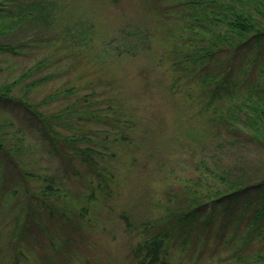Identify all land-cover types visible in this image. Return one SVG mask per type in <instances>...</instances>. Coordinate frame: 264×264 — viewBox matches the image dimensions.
Segmentation results:
<instances>
[{
    "label": "trees",
    "instance_id": "16d2710c",
    "mask_svg": "<svg viewBox=\"0 0 264 264\" xmlns=\"http://www.w3.org/2000/svg\"><path fill=\"white\" fill-rule=\"evenodd\" d=\"M121 1L105 0V3L118 5ZM130 1L138 6L142 2L141 8L155 31L150 30L147 39L144 37L137 41L134 38L133 46L137 45L134 49L121 41L104 44L101 50L113 58V61L123 60L125 57L134 59L138 53L150 51L147 44L144 45L147 40L163 39L160 57L166 58L168 67L164 66L171 73L165 86L166 93L172 100V88L180 82L186 86L187 95L194 100L195 110L188 117L180 114L176 118L178 121L183 120L189 133L200 137L199 141L202 139L200 142L205 144L200 145L204 156L193 162L197 173L191 177L181 176L175 184L173 181L168 183L169 187L160 190L166 203L163 215L159 218L151 216L135 224L130 215L120 212L123 229L128 241H131L132 263L169 264L164 249L176 229L181 230L178 235H182V241H200L201 246L206 241L203 235H193L191 232V240L185 233L193 229L195 221H199L204 235L211 232L219 234L223 230L232 234L235 231H232L231 225L246 216L254 233L248 234V240L245 238L243 243L246 245L249 240L255 243V257L264 264V160L262 157H247V153L254 147L264 150V0ZM45 2L0 0V34L14 31L26 24L49 25L53 7H48ZM65 29L67 32L62 41L68 46L74 44L70 51L77 48L73 55L76 58L84 57V63L87 64L85 71H92L94 76L84 81L81 79L83 73H78L75 85L68 86L60 93L74 91V87L82 85H85L86 88L83 89L87 92L74 91L70 103L54 109L46 108L48 100L45 98L28 103L29 88L36 87L45 79L31 78L35 64L13 80L0 85V105H12L31 114L42 136H45V148L54 155L52 157H58L62 169L59 174L52 172L49 167L40 171L39 166L34 171H28L25 162L17 161L21 157V148H15L17 152L14 154L5 148L3 140L7 135H3L2 121L0 152L6 150L10 157L15 156L14 160H10L18 173L37 182V185H29L28 192L44 193L49 197L53 191L60 189L61 185L57 184L61 183V174L65 177L66 165L72 168L74 183L90 187L91 195H94L95 188H102L103 185L107 187L110 182L114 184L113 174L104 171L96 157L100 149L92 145L91 137L84 132L88 129L89 122L110 125L112 132L116 129L114 133L121 143L135 140L142 142L143 132L146 131L162 141L160 136L165 133L166 125L174 122H170L173 118H168L163 107L155 109V102H148L147 107L135 110L129 104L130 97L128 99L115 92L119 84L112 72L105 70L102 65L101 50L94 47L97 50L94 53L86 52V48H83L94 43L89 28L71 25ZM0 49L3 47L0 46ZM45 59L41 58L38 64L41 65ZM162 63L160 58V62L154 63V67H160ZM30 78V82L25 83L22 89L23 98L11 96L12 89H21L19 84ZM144 78L142 79L147 81ZM192 89L196 92L193 93ZM231 139L236 144V152L223 162V152L229 150L227 144ZM160 141L155 143V148L161 146ZM189 147L194 148V145ZM153 151L151 149L141 159L139 170H144L153 163L156 149L154 154ZM201 166L205 170H199ZM208 177L214 180L211 182ZM164 178L167 181L168 176ZM151 184L152 180L148 179L143 186L150 189ZM154 192L150 194V198L154 196ZM156 202L155 200L154 204ZM216 219L220 225L213 227L211 224ZM20 228L22 224L18 227ZM254 239H258V242Z\"/></svg>",
    "mask_w": 264,
    "mask_h": 264
},
{
    "label": "rangeland",
    "instance_id": "374dc122",
    "mask_svg": "<svg viewBox=\"0 0 264 264\" xmlns=\"http://www.w3.org/2000/svg\"><path fill=\"white\" fill-rule=\"evenodd\" d=\"M45 1L48 7H53L52 10L50 8L49 25L26 24L0 34V46L3 47L0 49V85L13 80L35 64L31 78L45 79L36 87L29 88L27 100L33 103L45 98L48 109L66 106L74 97V91L87 92L83 89L85 85H82L74 87L72 92L60 93L68 86L75 85L78 73H83L81 79L86 81L94 76L92 71H85V58L73 55L77 48L70 51L74 44L68 46L62 41L67 32L65 27L83 25L91 29L88 31L94 43L89 44L90 47H83L86 52H94V47L101 50L109 42L116 44L121 41L134 49L137 46H133L134 38L141 41L144 37L147 39L150 30L155 31L141 8L142 2L138 6L134 1L122 0L118 6L105 3V0ZM163 42L158 38L155 41L147 40L144 45L147 44L150 51L138 53L134 59L125 57L113 61L101 50L102 65L112 72L119 84L115 92L128 99L130 97L132 101L129 104L135 110L147 107L148 102H155V109L163 107L168 118H173L170 122L174 121L166 125L165 133L160 136L162 141L145 130L142 142L123 143L114 133L116 129L112 132L110 125L89 122L84 132L91 137L92 145L100 149L96 157L104 171L113 174L114 184L110 182L107 187L95 188L94 195H91L90 187L74 183L72 168L66 165L65 177L61 174V183L57 184L61 185L60 189L53 191L51 197L43 192L30 193L27 191L29 185H37V182L18 173L10 160L15 156L10 157L6 150L0 152V264H133L131 241H128L123 229L120 212L130 215L135 224L151 216L159 218L164 214L162 212L166 205L160 190L169 187L168 183L174 181L175 184L181 176L196 174L198 170L193 162L204 156L203 147L200 146L205 145L200 142L202 139L199 141L200 137L189 133L187 124L185 127V122L176 118L180 114L188 117L195 110L194 100L187 95L186 86L182 82L177 83L172 88V100L166 93L165 86L171 73L165 69L164 65L168 67L166 58L160 57ZM43 57L45 61L38 64ZM160 58L163 63L160 67H154ZM31 78L19 84L21 89H12L11 96L23 98L22 89ZM191 91L196 92L194 89ZM0 121L4 127L3 135L9 138L3 140L5 148L10 149L12 154L17 152L15 148H21V157L17 161L25 162L28 171H34L39 166L40 171L49 167L59 174L62 169L59 159L52 157L54 155L45 148V136H42L31 114L4 104L0 105ZM157 141L161 142V146L155 148ZM191 145L195 149L189 147ZM235 145L231 139L227 144L229 150L223 152V162L234 155L237 149ZM151 149H156L155 154L153 151L156 156L153 163L139 170L141 159ZM263 153L264 150L257 146L247 153V157H262L264 160ZM206 160L209 162L208 158ZM199 170L205 169L201 166ZM167 176L166 181L164 177ZM208 178L211 182L214 180ZM148 179L152 180L150 189L143 186ZM152 192L154 196L150 198ZM247 222L248 218L244 216L233 223L231 228L235 233L232 234L223 230L219 234L211 232L204 235L199 221H195L193 229L184 232L191 240V232L193 235H203L207 242L201 246L200 241H182V235H178L181 230L176 229L164 249L169 264H262L261 259L255 257V243L251 240L246 245L243 243L245 238L248 240V234L254 233ZM21 224L22 228L18 229ZM211 225L219 226L220 222L216 219ZM254 240L258 242V239Z\"/></svg>",
    "mask_w": 264,
    "mask_h": 264
}]
</instances>
